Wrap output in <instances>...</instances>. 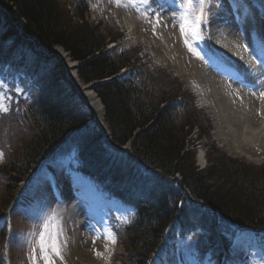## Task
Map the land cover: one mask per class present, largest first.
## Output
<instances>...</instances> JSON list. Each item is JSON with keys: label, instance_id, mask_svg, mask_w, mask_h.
<instances>
[{"label": "trees", "instance_id": "trees-1", "mask_svg": "<svg viewBox=\"0 0 264 264\" xmlns=\"http://www.w3.org/2000/svg\"><path fill=\"white\" fill-rule=\"evenodd\" d=\"M72 1L76 23L59 0H0V90L7 109L0 111V264H10L25 185L55 154L72 152L78 172L130 209L122 218L112 217L117 244L126 248L125 257L116 255L120 264H150L154 254L161 257L164 244L171 248L198 234L196 260L221 264L222 246L230 249L239 233L234 224L264 229V172L221 149L196 97L181 94L182 83L169 73L141 64L137 47L116 57L106 52L107 36L85 21L90 2ZM3 11L9 21L2 18ZM17 18L25 24L20 26ZM21 35H36L38 44L50 48L62 47L78 62L80 79L96 82L111 143L131 142L129 151L106 145L97 126L85 127L89 115L65 86L61 61L41 60ZM112 35L111 41L121 37ZM125 67L130 68L127 77H117ZM196 128L199 134L192 141ZM204 138L211 141V165L199 171L190 146ZM176 175L182 181L166 180ZM186 189L193 200L183 201ZM196 200L219 211L218 229L213 214ZM254 234L260 237L257 247L264 250V232Z\"/></svg>", "mask_w": 264, "mask_h": 264}, {"label": "rangeland", "instance_id": "rangeland-1", "mask_svg": "<svg viewBox=\"0 0 264 264\" xmlns=\"http://www.w3.org/2000/svg\"><path fill=\"white\" fill-rule=\"evenodd\" d=\"M252 1L256 5L261 4V0ZM59 2L69 12L70 19L75 23L79 22L77 7L74 3L71 0H59ZM90 2L91 9L86 13L85 21L93 28L98 27L99 33L107 36L108 45L106 50L112 57H116L123 48L137 47V50H140L141 64L148 65L154 72L155 70H163L169 73L182 83L181 94L187 93L196 97L199 108H202L212 121L213 139L221 149L247 166H253V168L261 169L264 172V156L260 161L250 160L244 155L231 151L230 147L220 137L217 118L199 83L198 69H211L210 66H203L206 55L212 57L223 55V52L214 46L209 37V23L207 27L201 25L202 39L190 40L193 48L199 52L200 57H203L201 59L195 52L189 51L184 43V37L179 29L180 21L176 19L179 17L180 12L176 8L167 5L161 8L157 3H153L151 8H148L141 0H99V2L90 0ZM234 2L237 3L238 0H234ZM232 3L233 0H206L205 17L210 21L214 14L213 11L209 10L210 6L214 9L228 8L232 10L230 12L235 11ZM154 10L160 13L159 24H157L156 17L153 15ZM131 14L136 21V25H134L131 35H129L122 19L124 16L129 17ZM100 18H104V20L100 21ZM18 21L21 24L25 23L22 18H19ZM112 34H121V37L115 43L113 41L108 42L113 37ZM242 35L243 40L247 41V37L243 33ZM111 43L115 44V47H111ZM165 47L175 52L176 57L181 59L184 70L178 68L177 62L165 58ZM62 50L64 49L62 48ZM180 50H182L181 53ZM4 100L0 90V111L6 108ZM104 123V141L108 143V136L110 135L105 116ZM198 132L199 130H194L192 137H190L192 141L197 140ZM210 143L211 141L208 138H204L196 141L194 146H190L191 149L196 151V166L199 171H204L211 165L207 157ZM200 150L205 152L203 163L199 161ZM74 157L72 152L71 155L64 156L62 159L59 157L52 163L58 181L65 183L74 177V174L69 170L71 163L76 164ZM179 178L182 181V177ZM79 180L81 185L89 192L92 200L90 203L82 198L79 199L77 196L71 199H62L56 193L57 181L54 180L55 187H53L52 178L46 173L45 169L42 170L28 193L27 205L24 209L16 212L15 232L10 244V256L13 264H32L30 256L33 247L36 248L37 264H44L43 259L40 258L38 240L45 223L49 225V237L54 236L56 230L60 229L59 241L61 245L63 246V242L67 241L66 246L63 247V264H120L119 260L116 259V253L118 251L124 256L126 248L124 245L112 244L109 239H106L107 235L113 234L110 228V214L113 211L122 218L130 211H127L128 209L122 207L114 199L100 193L91 181L84 178ZM250 238L253 241H258L260 237L242 231L236 238L234 246L231 249L224 250L222 263L264 264L263 249L258 250L257 245H255L256 249L249 253ZM198 240L199 234L194 237L190 236L182 242L178 241L174 247H166L161 257L154 258L151 264H198L192 254L194 245L198 243ZM93 241L95 242L93 243ZM83 247L91 250V252L84 253ZM117 247L118 250H116ZM96 252H100L102 257L98 258ZM56 264H61L58 258H56ZM204 264L211 263L204 262Z\"/></svg>", "mask_w": 264, "mask_h": 264}, {"label": "bare ground", "instance_id": "bare-ground-1", "mask_svg": "<svg viewBox=\"0 0 264 264\" xmlns=\"http://www.w3.org/2000/svg\"><path fill=\"white\" fill-rule=\"evenodd\" d=\"M234 6L235 12L210 9L214 14L209 21V37L223 55L206 56L207 64L203 66L212 68L198 69L199 83L217 118L223 141L234 153L260 161L264 156V97H260V91L264 90V0L260 5L252 0H242ZM122 20L131 35L136 25L133 15L124 16ZM242 33L248 38L246 42ZM47 52L61 59L64 76L89 112V122L104 129L103 104L95 90L78 77L77 63L59 47ZM164 55L184 70V64L175 52L165 47ZM204 159L203 150H200V163ZM83 251L91 252L86 247Z\"/></svg>", "mask_w": 264, "mask_h": 264}, {"label": "snow or ice", "instance_id": "snow-or-ice-1", "mask_svg": "<svg viewBox=\"0 0 264 264\" xmlns=\"http://www.w3.org/2000/svg\"><path fill=\"white\" fill-rule=\"evenodd\" d=\"M142 3H145L148 8H151L153 3H157L161 8L165 6V0H141ZM205 5L206 0H171V6L179 10L180 15L176 19L180 21L179 29L181 35L184 37V43L188 47L189 51L195 52L199 58V52L193 48L190 40L202 39L201 36V25L205 27L208 26V19L205 17ZM153 15L156 17L157 24L160 22V13L153 11ZM245 49L247 46H244ZM255 95V93H253ZM260 97H264V90L260 91ZM7 111V109H3ZM4 157V153L0 152V160ZM49 225L45 223L43 225V231L39 235L38 245L40 249V258L43 259L44 264H56V258L61 261V264L64 262L63 247L66 246L67 241L63 242V246L59 241L60 229L56 230L54 236H48ZM106 239H109L112 244L116 243V237L114 234H109L106 236ZM95 241H93L94 243ZM97 257H102L100 252H96ZM32 264H37L36 257V248H32V254L30 256Z\"/></svg>", "mask_w": 264, "mask_h": 264}, {"label": "water", "instance_id": "water-1", "mask_svg": "<svg viewBox=\"0 0 264 264\" xmlns=\"http://www.w3.org/2000/svg\"><path fill=\"white\" fill-rule=\"evenodd\" d=\"M62 49V48H61ZM67 54V53H66ZM45 56H47V57H54V56H56L55 54H53V53H46L45 54ZM86 85H88V86H91L93 89L95 88V86H96V82L95 83H91V84H86ZM96 96L98 97V95L96 94ZM98 100L101 102V99L98 97ZM102 103V102H101ZM103 107H104V105H103ZM88 125H89V123H88ZM130 143L131 142H129L128 143V145L127 146H125V147H118V149H120V150H128L129 149V145H130ZM203 155H204V157H205V153H204V151H203ZM176 178H178V177H176ZM172 180H176V179H172ZM178 180H179V178H178Z\"/></svg>", "mask_w": 264, "mask_h": 264}]
</instances>
